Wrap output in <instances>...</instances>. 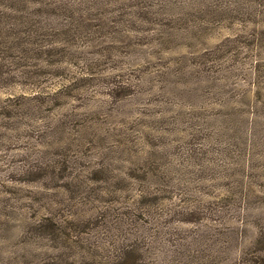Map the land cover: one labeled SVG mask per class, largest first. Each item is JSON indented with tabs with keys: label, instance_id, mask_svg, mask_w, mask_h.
I'll return each instance as SVG.
<instances>
[{
	"label": "rangeland",
	"instance_id": "obj_1",
	"mask_svg": "<svg viewBox=\"0 0 264 264\" xmlns=\"http://www.w3.org/2000/svg\"><path fill=\"white\" fill-rule=\"evenodd\" d=\"M0 264H264V0H0Z\"/></svg>",
	"mask_w": 264,
	"mask_h": 264
}]
</instances>
